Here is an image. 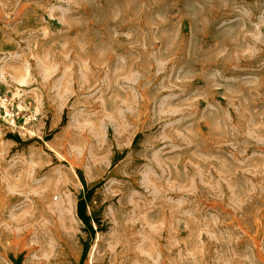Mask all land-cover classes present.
<instances>
[{
    "label": "rangeland",
    "instance_id": "obj_1",
    "mask_svg": "<svg viewBox=\"0 0 264 264\" xmlns=\"http://www.w3.org/2000/svg\"><path fill=\"white\" fill-rule=\"evenodd\" d=\"M0 264H264V0H0Z\"/></svg>",
    "mask_w": 264,
    "mask_h": 264
},
{
    "label": "bare ground",
    "instance_id": "obj_2",
    "mask_svg": "<svg viewBox=\"0 0 264 264\" xmlns=\"http://www.w3.org/2000/svg\"><path fill=\"white\" fill-rule=\"evenodd\" d=\"M96 246V245H95ZM95 246H94V248H93V252H91V254H90V260L92 261V259H93V257H94V251H95Z\"/></svg>",
    "mask_w": 264,
    "mask_h": 264
}]
</instances>
